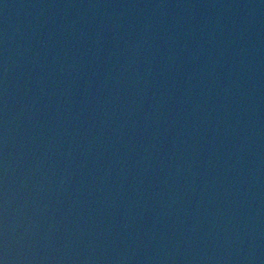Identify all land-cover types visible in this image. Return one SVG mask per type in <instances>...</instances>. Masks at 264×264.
<instances>
[{
    "label": "water",
    "instance_id": "obj_1",
    "mask_svg": "<svg viewBox=\"0 0 264 264\" xmlns=\"http://www.w3.org/2000/svg\"><path fill=\"white\" fill-rule=\"evenodd\" d=\"M0 264H264V0H0Z\"/></svg>",
    "mask_w": 264,
    "mask_h": 264
}]
</instances>
